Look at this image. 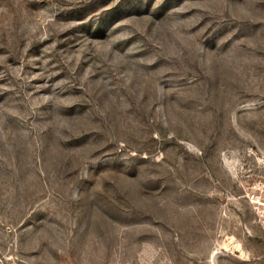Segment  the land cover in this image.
I'll use <instances>...</instances> for the list:
<instances>
[{
	"label": "rangeland",
	"instance_id": "374dc122",
	"mask_svg": "<svg viewBox=\"0 0 264 264\" xmlns=\"http://www.w3.org/2000/svg\"><path fill=\"white\" fill-rule=\"evenodd\" d=\"M0 264H264V0H0Z\"/></svg>",
	"mask_w": 264,
	"mask_h": 264
},
{
	"label": "built area",
	"instance_id": "2783aa9c",
	"mask_svg": "<svg viewBox=\"0 0 264 264\" xmlns=\"http://www.w3.org/2000/svg\"><path fill=\"white\" fill-rule=\"evenodd\" d=\"M250 201H251V202H258V200H257V196H256L255 193H253V194L250 196Z\"/></svg>",
	"mask_w": 264,
	"mask_h": 264
}]
</instances>
